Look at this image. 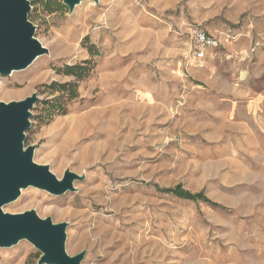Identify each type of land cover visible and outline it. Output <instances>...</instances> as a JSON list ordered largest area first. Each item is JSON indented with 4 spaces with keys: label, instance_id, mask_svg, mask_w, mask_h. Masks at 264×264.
Here are the masks:
<instances>
[{
    "label": "rangeland",
    "instance_id": "obj_1",
    "mask_svg": "<svg viewBox=\"0 0 264 264\" xmlns=\"http://www.w3.org/2000/svg\"><path fill=\"white\" fill-rule=\"evenodd\" d=\"M30 2L46 52L0 75V101L37 92L24 147L57 178L80 179L62 195L23 188L3 211L66 223L65 250L82 253L80 264H264V103L252 112L249 91L211 90L264 94V43L236 39L245 12L230 21L246 0ZM194 27L221 40L207 58L237 66L195 60ZM67 65L86 74H65ZM54 82L76 96L52 91ZM176 186L207 201L179 197ZM39 255L20 240L0 247V264Z\"/></svg>",
    "mask_w": 264,
    "mask_h": 264
},
{
    "label": "water",
    "instance_id": "obj_2",
    "mask_svg": "<svg viewBox=\"0 0 264 264\" xmlns=\"http://www.w3.org/2000/svg\"><path fill=\"white\" fill-rule=\"evenodd\" d=\"M80 1L62 3L72 10ZM30 9V0H0V75L22 70L46 52L34 37L35 26L28 18ZM38 100L37 92H33L18 101H0V247L28 240L40 252L37 264H80L82 253L71 256L65 250L66 223H52L34 210L8 213L2 209L28 186L62 195L73 189L74 179H80L69 170L57 178L47 164L33 160V146L24 147L31 109Z\"/></svg>",
    "mask_w": 264,
    "mask_h": 264
},
{
    "label": "crops",
    "instance_id": "obj_3",
    "mask_svg": "<svg viewBox=\"0 0 264 264\" xmlns=\"http://www.w3.org/2000/svg\"><path fill=\"white\" fill-rule=\"evenodd\" d=\"M242 4V2L240 3ZM238 13L235 14L234 18H230V21H237L238 16L242 12H245V22L243 25L237 29L236 34L240 43H251V42H260L264 43V0H246L244 5H240L238 8L235 9ZM233 17V16H232ZM208 32V31H207ZM210 33V32H208ZM212 34V33H210ZM214 35V34H213ZM216 54V52H215ZM207 58L206 54V61L205 65L210 68H215L221 62V65H227L229 68L231 66L236 67L237 63H234L230 60L225 62L221 55H218V57L213 58L215 56H211ZM259 55V54H258ZM225 63V64H223ZM211 90L213 91H222L226 92L227 95L225 97H228L230 92H233L232 95L236 96L237 91H249V93L245 96H247V100L245 102V105H247L249 108H251L252 112L259 111L260 107H262L264 103V94L262 93H256L252 94L251 91V85L249 87H246L245 85L241 84L239 85L240 88H237L235 84H222L221 86H217L216 84L211 85ZM254 90V89H252ZM219 96V95H218ZM231 109L226 112V114L231 113Z\"/></svg>",
    "mask_w": 264,
    "mask_h": 264
},
{
    "label": "trees",
    "instance_id": "obj_4",
    "mask_svg": "<svg viewBox=\"0 0 264 264\" xmlns=\"http://www.w3.org/2000/svg\"><path fill=\"white\" fill-rule=\"evenodd\" d=\"M56 1V0H53ZM51 2L52 1H48L46 2L44 0V4L45 6H47L48 8L51 6ZM30 4H32L30 2ZM64 5V4H63ZM65 6V5H64ZM64 73L68 74V75H77V76H82L84 74H86V68H84L83 66H79V65H67L64 68ZM67 87H70L71 90H69L70 96L74 97L76 96V91H75V86L71 85L69 83L67 84H58V83H52L50 85V88L52 89V91L54 92H66L67 91ZM49 108H50V115H52L55 111H57L59 108L58 106H56V100H52L50 102H48ZM171 192H173L175 195L182 197V198H186V199H191V200H203V201H207V199L202 196L201 193H190L186 190L181 189L179 186H176L174 188H172L170 190Z\"/></svg>",
    "mask_w": 264,
    "mask_h": 264
},
{
    "label": "built area",
    "instance_id": "obj_5",
    "mask_svg": "<svg viewBox=\"0 0 264 264\" xmlns=\"http://www.w3.org/2000/svg\"><path fill=\"white\" fill-rule=\"evenodd\" d=\"M190 35L193 43L192 55L197 61L203 60L208 50L219 48L222 45L221 40L216 35L198 27L192 28Z\"/></svg>",
    "mask_w": 264,
    "mask_h": 264
}]
</instances>
